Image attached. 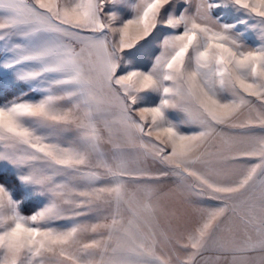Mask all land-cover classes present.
Wrapping results in <instances>:
<instances>
[{
	"label": "snow or ice",
	"instance_id": "snow-or-ice-1",
	"mask_svg": "<svg viewBox=\"0 0 264 264\" xmlns=\"http://www.w3.org/2000/svg\"><path fill=\"white\" fill-rule=\"evenodd\" d=\"M0 264H264V0H0Z\"/></svg>",
	"mask_w": 264,
	"mask_h": 264
},
{
	"label": "rangeland",
	"instance_id": "rangeland-1",
	"mask_svg": "<svg viewBox=\"0 0 264 264\" xmlns=\"http://www.w3.org/2000/svg\"><path fill=\"white\" fill-rule=\"evenodd\" d=\"M0 89H2V86H0Z\"/></svg>",
	"mask_w": 264,
	"mask_h": 264
}]
</instances>
